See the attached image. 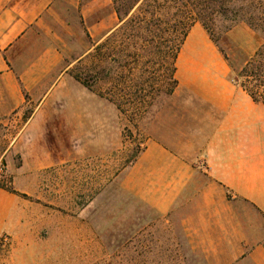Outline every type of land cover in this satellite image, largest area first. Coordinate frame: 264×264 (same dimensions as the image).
Instances as JSON below:
<instances>
[{
  "label": "crops",
  "instance_id": "1",
  "mask_svg": "<svg viewBox=\"0 0 264 264\" xmlns=\"http://www.w3.org/2000/svg\"><path fill=\"white\" fill-rule=\"evenodd\" d=\"M103 1L81 8L85 22ZM53 8V0H0V120L33 109L15 148L26 140L46 148L47 138L33 136L44 129L38 119L70 97L64 85L74 64L54 31ZM113 30V13L89 27L94 42ZM189 47L194 56L183 63ZM177 68L186 94L174 132L148 142L123 185L152 212L145 229L158 230L160 260L185 246L205 264H264V103L232 81L226 59L197 26ZM24 160L19 173L37 178L41 160ZM0 197V233L21 229L16 196Z\"/></svg>",
  "mask_w": 264,
  "mask_h": 264
},
{
  "label": "rangeland",
  "instance_id": "2",
  "mask_svg": "<svg viewBox=\"0 0 264 264\" xmlns=\"http://www.w3.org/2000/svg\"><path fill=\"white\" fill-rule=\"evenodd\" d=\"M91 1L53 0L54 31L65 42L66 63L74 65L72 83L64 85L70 97L40 116L44 129L33 133L47 138L46 148L29 147L26 139L15 148L32 108L0 120V185L16 194L0 192L16 196L17 213L23 215L21 229L0 233V264H205L194 260L185 246L170 260H160L158 230L150 235L145 229L152 212L123 185L148 142L173 134L186 92L178 87L177 97L162 93L138 105L122 94L124 101L114 100V74L119 68L114 66V30L94 42L89 27L109 13L114 14V29L119 22L113 0H104L103 11L85 22L81 8ZM195 26L224 56L232 79L240 77L263 43L243 23L215 34V43L199 23ZM191 35L205 38L201 33ZM190 47L183 63L194 56ZM152 80L145 85L148 90L154 85L169 88L159 78ZM242 84L257 85L240 78ZM121 102L125 105L120 108ZM24 158L41 160L37 178L19 173Z\"/></svg>",
  "mask_w": 264,
  "mask_h": 264
},
{
  "label": "trees",
  "instance_id": "3",
  "mask_svg": "<svg viewBox=\"0 0 264 264\" xmlns=\"http://www.w3.org/2000/svg\"><path fill=\"white\" fill-rule=\"evenodd\" d=\"M113 3L119 20L114 29V66L119 67L114 74V100L115 97L127 102L135 100L138 105L146 104L147 99L153 101L162 93L174 95L179 86L178 58L191 29L199 23L214 42L215 34L227 33L243 23L263 43L245 63L240 77L231 79L237 85L240 78L254 80L257 83L254 88L245 84L241 87L255 101L264 103V0H113ZM153 78H159L169 88L154 85L148 90L145 85ZM76 79L82 81L78 76ZM123 105L118 103L120 108ZM0 189L16 194L2 185Z\"/></svg>",
  "mask_w": 264,
  "mask_h": 264
}]
</instances>
